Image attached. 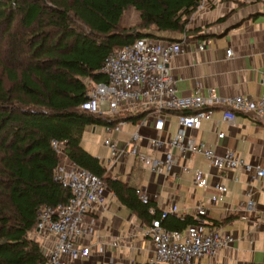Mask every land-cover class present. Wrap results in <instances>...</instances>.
Here are the masks:
<instances>
[{"label":"trees","instance_id":"16d2710c","mask_svg":"<svg viewBox=\"0 0 264 264\" xmlns=\"http://www.w3.org/2000/svg\"><path fill=\"white\" fill-rule=\"evenodd\" d=\"M198 1L0 0V264L45 260L33 235L38 210L63 204L71 195L54 178L60 158L53 139L65 140L67 158L103 178L137 215L147 221L160 215L152 200H141L135 186L105 176L100 158L81 142L87 124L140 119L147 111L124 116L81 108L89 90L85 77L106 83L99 68L109 51L143 35L175 40L186 32L189 41L207 37L201 28L189 26ZM129 5L140 11L141 22L124 28L119 20ZM162 220L174 229L195 222L190 215L175 214Z\"/></svg>","mask_w":264,"mask_h":264},{"label":"crops","instance_id":"0c3cea01","mask_svg":"<svg viewBox=\"0 0 264 264\" xmlns=\"http://www.w3.org/2000/svg\"><path fill=\"white\" fill-rule=\"evenodd\" d=\"M213 7L190 26L201 28V33L208 36L191 39L186 44V50L170 63L177 92L192 95L199 90L208 98L210 89L214 87L223 99L245 94L256 100L264 91V0H217ZM129 8L137 13L136 23L141 22L140 11L129 5L119 20V25L124 28L133 25L131 22L122 23ZM219 18L223 20L217 21ZM204 39H210V42L202 51L198 49V44ZM228 48L233 49L234 56L231 58L226 55ZM86 83L94 84L89 79ZM97 84L102 86L107 82ZM209 107L213 108L212 117L203 119L197 127L190 129L189 135L197 142L213 147L219 154L232 148L246 161L261 164L264 168V120L254 119L249 112L236 111L237 122L231 124L223 120L224 111L230 107L228 104L212 102ZM133 113L128 111L122 115ZM163 114L166 124L161 131L155 128L149 116L143 123L142 118H122L124 123L118 131L107 132L102 124L100 146L104 152L95 153L82 145L100 158L105 176L118 178L136 188H146L159 211L176 203L180 215L193 217L196 208L204 206L208 210L206 219L209 226H222L234 234L235 239L230 246L220 248L214 255H202L192 264H264V177L249 183V175L243 169L221 172L210 165L203 154L188 153V170L180 171L179 165H176L173 170L179 176L175 178L172 174L152 171L140 157L125 152L131 132L139 129L145 137L140 151L161 157L162 151L153 149L149 138L174 135L178 130L177 113L165 111ZM220 131L225 134L223 138L218 137ZM84 132L85 129L81 139ZM105 138L116 140L118 147L124 150L114 162L110 160ZM172 152L180 157V163L183 162L179 149L174 148ZM196 167L209 174L211 183L221 176L220 180L229 187L222 201H211L215 192L213 186L202 187L194 182ZM251 187L256 201L254 213L244 212L247 192ZM105 189L103 202L93 204L84 215L82 222L86 230L77 237L79 246H89V255L74 256L67 264H147L155 253L153 237L148 231L152 221L145 220L122 204L107 186ZM44 237L50 240L52 235L46 233ZM102 244L103 248L98 249Z\"/></svg>","mask_w":264,"mask_h":264},{"label":"built area","instance_id":"2783aa9c","mask_svg":"<svg viewBox=\"0 0 264 264\" xmlns=\"http://www.w3.org/2000/svg\"><path fill=\"white\" fill-rule=\"evenodd\" d=\"M216 1L199 0L198 8L189 26L207 10L213 9ZM187 42H189L187 33L184 32L180 39L165 40L143 35L132 43L113 47L99 68V71L107 76V84L102 86L97 83L92 84L86 100L80 107L103 115L147 111L145 117L152 118L155 128L159 131L163 130L166 124L163 113L166 110H180L177 113L178 130L174 135L149 138L150 146L162 151L161 157L156 158L140 151L145 137L139 129L131 132L129 147L125 152L140 157L152 171L166 175L172 174L175 178L179 176L173 170L176 165H179L180 171L188 170L186 163L188 153H201L208 159L210 165L221 172L243 169L249 175V183L259 180L264 177V168L261 164L246 161L232 148H227L224 154H219L205 142H197L189 135V130L197 127L203 119L209 120L212 117L213 108H207L212 102H222L230 106L224 111L223 120L231 124L237 122L236 111L249 112L254 119L264 120V91L256 100L245 94L223 99L214 87L210 89L208 98L199 90L192 95L178 94L170 63L176 55L186 50ZM209 42L210 39L202 40L198 44V49L202 51L207 49ZM226 55L229 58L233 57V49L228 48ZM145 117L141 119L142 123ZM123 123L124 120L120 118L112 124L105 125V130L118 131ZM224 135L221 131L218 133L220 138ZM51 142L60 158L53 172L54 178L63 187H67L71 195L63 204L41 206L36 216L33 235L41 243L45 255L43 264H67L74 256L89 255V246H79L77 237L86 230L82 222L86 212L92 208L93 204L103 202L106 184L99 175L91 173L67 158L65 140L53 139ZM104 144L109 148L112 162L117 160L118 154L124 151L118 147L114 139L105 138ZM174 148L180 150L183 162L180 163V157L172 152ZM220 178L219 175L218 179L211 183L209 174L205 170L195 168L194 182L198 186L214 187L215 192L211 196L213 202L222 201L229 190ZM136 193L144 203L151 200V195L146 188L137 187ZM245 201L244 212H256L252 187L247 192ZM150 211L155 213V207H151ZM179 212L178 205L173 203L170 208H164L159 216L152 219L148 231L153 237L155 253L147 264L162 262L192 264L196 258L205 254L214 255L220 248L230 246L234 241L235 236L231 231L214 224L209 226V221L206 219L208 210L204 206L196 208L193 215L195 222L184 229L163 226L162 219L165 216L168 214L180 216ZM46 233L52 235L50 240L44 237ZM102 248L103 244L99 245L98 249Z\"/></svg>","mask_w":264,"mask_h":264},{"label":"rangeland","instance_id":"374dc122","mask_svg":"<svg viewBox=\"0 0 264 264\" xmlns=\"http://www.w3.org/2000/svg\"><path fill=\"white\" fill-rule=\"evenodd\" d=\"M192 19V18H191ZM137 13L129 8L126 11V14L124 15V18L122 20V23L131 22L133 25H137ZM3 44V42H2ZM85 80L88 81V78L85 77ZM89 87L92 86V84H89ZM102 124H87L85 127V132L83 134V139H81L82 144L87 147L89 150L99 153L104 152V149L102 148ZM95 128V130H93Z\"/></svg>","mask_w":264,"mask_h":264}]
</instances>
